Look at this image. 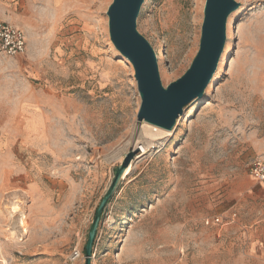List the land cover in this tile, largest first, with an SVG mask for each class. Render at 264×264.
I'll list each match as a JSON object with an SVG mask.
<instances>
[{
  "label": "rangeland",
  "instance_id": "rangeland-1",
  "mask_svg": "<svg viewBox=\"0 0 264 264\" xmlns=\"http://www.w3.org/2000/svg\"><path fill=\"white\" fill-rule=\"evenodd\" d=\"M236 1L211 83L168 131L137 119L134 68L109 35L113 0H0V21L28 46L0 55V264H67L85 251L132 150L92 264H264V186L249 171L264 156V0ZM205 2L142 6L137 28L165 88L199 50Z\"/></svg>",
  "mask_w": 264,
  "mask_h": 264
},
{
  "label": "water",
  "instance_id": "water-1",
  "mask_svg": "<svg viewBox=\"0 0 264 264\" xmlns=\"http://www.w3.org/2000/svg\"><path fill=\"white\" fill-rule=\"evenodd\" d=\"M144 3L145 0H113L107 11L109 35L116 50L134 68L141 97L138 121L171 131L185 107L204 96L225 49L229 17L240 3L206 0L199 50L186 73L167 88L161 82L155 50L137 28ZM135 154L136 151H130L117 167L115 178L98 207L85 246V264L93 261V244L101 213Z\"/></svg>",
  "mask_w": 264,
  "mask_h": 264
},
{
  "label": "built area",
  "instance_id": "built-area-1",
  "mask_svg": "<svg viewBox=\"0 0 264 264\" xmlns=\"http://www.w3.org/2000/svg\"><path fill=\"white\" fill-rule=\"evenodd\" d=\"M27 37L17 26L7 21H0V55L17 57L27 52ZM250 175L264 186V156L257 157L249 167ZM221 217L207 218L206 223H220ZM85 261L84 251L76 247L67 260V264H80ZM83 264V263H82Z\"/></svg>",
  "mask_w": 264,
  "mask_h": 264
},
{
  "label": "bare ground",
  "instance_id": "bare-ground-1",
  "mask_svg": "<svg viewBox=\"0 0 264 264\" xmlns=\"http://www.w3.org/2000/svg\"><path fill=\"white\" fill-rule=\"evenodd\" d=\"M159 129H161V128H159ZM161 131V133H165V134H167V135H170L171 133L170 132H168V131H164L163 129L162 130H160ZM160 133V134H161ZM162 136V135H161ZM155 138H156V136H154ZM160 139V138H159ZM144 139H142V140H140L141 142H143V152H142V154L140 155V157H144L150 150H151V148H150V144H152V142L151 141H148V140H146V141H143ZM127 142V141H126ZM162 144V143H161ZM131 148V147H130ZM128 149V148H127ZM125 150V149H124ZM129 150V149H128Z\"/></svg>",
  "mask_w": 264,
  "mask_h": 264
},
{
  "label": "trees",
  "instance_id": "trees-1",
  "mask_svg": "<svg viewBox=\"0 0 264 264\" xmlns=\"http://www.w3.org/2000/svg\"><path fill=\"white\" fill-rule=\"evenodd\" d=\"M84 254H85V251H84Z\"/></svg>",
  "mask_w": 264,
  "mask_h": 264
}]
</instances>
